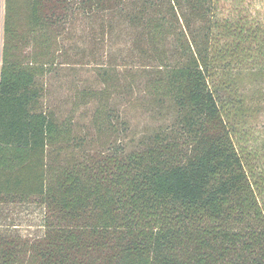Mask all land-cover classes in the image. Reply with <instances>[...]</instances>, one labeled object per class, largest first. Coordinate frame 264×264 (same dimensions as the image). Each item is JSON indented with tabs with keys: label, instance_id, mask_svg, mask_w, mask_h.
I'll return each instance as SVG.
<instances>
[{
	"label": "trees",
	"instance_id": "trees-1",
	"mask_svg": "<svg viewBox=\"0 0 264 264\" xmlns=\"http://www.w3.org/2000/svg\"><path fill=\"white\" fill-rule=\"evenodd\" d=\"M132 2L5 0L0 195L38 197L45 233L8 241L0 264H264V19L220 17L219 0ZM77 10L123 16L159 53L142 72L170 127L131 148L109 111L97 132L118 140L97 155L98 137L44 106L59 26Z\"/></svg>",
	"mask_w": 264,
	"mask_h": 264
},
{
	"label": "rangeland",
	"instance_id": "rangeland-1",
	"mask_svg": "<svg viewBox=\"0 0 264 264\" xmlns=\"http://www.w3.org/2000/svg\"><path fill=\"white\" fill-rule=\"evenodd\" d=\"M218 7L220 17L264 19V0H219ZM4 12L5 0H0V66ZM124 21L123 16L117 17L111 12L89 14L77 10L59 26L54 64L42 78L44 106L62 121H74L77 135L98 137L92 144L97 155L101 148L107 153L106 145L118 140L111 132H97L98 126L107 123L109 111L119 112L128 122L129 131L119 138L124 137L123 141L131 148L144 134L170 127L175 120L173 109L160 105L147 90L148 73L142 72L157 62L159 53L152 50L139 29ZM31 50L28 47L23 52ZM145 54L148 56L144 57ZM133 69L138 76L129 89L125 73ZM104 71L111 72L110 78L103 75ZM261 85L264 89V80ZM257 120L260 125L264 124V99ZM44 215L45 209L38 203V197L10 202L0 195V249H10L8 241L24 244L25 248V243L42 238Z\"/></svg>",
	"mask_w": 264,
	"mask_h": 264
}]
</instances>
